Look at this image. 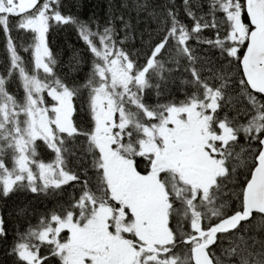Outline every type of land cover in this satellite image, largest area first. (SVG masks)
<instances>
[{
    "label": "snow or ice",
    "instance_id": "snow-or-ice-1",
    "mask_svg": "<svg viewBox=\"0 0 264 264\" xmlns=\"http://www.w3.org/2000/svg\"><path fill=\"white\" fill-rule=\"evenodd\" d=\"M96 7L0 0V264H264V0Z\"/></svg>",
    "mask_w": 264,
    "mask_h": 264
},
{
    "label": "trees",
    "instance_id": "trees-1",
    "mask_svg": "<svg viewBox=\"0 0 264 264\" xmlns=\"http://www.w3.org/2000/svg\"><path fill=\"white\" fill-rule=\"evenodd\" d=\"M179 2V0H178ZM84 3L88 5L89 8H92L93 5L97 7L93 10L97 11L100 15H103V8L105 0H84ZM27 39V37H25ZM49 47L53 51V53H60L63 61L67 64L69 49L68 45L72 44L76 47H80L81 45L76 40L75 34L71 30H65L63 28L51 31L48 35ZM67 67L63 69V71H67Z\"/></svg>",
    "mask_w": 264,
    "mask_h": 264
}]
</instances>
